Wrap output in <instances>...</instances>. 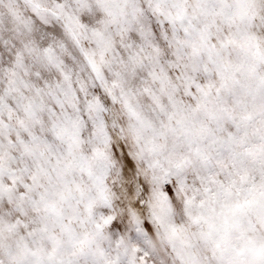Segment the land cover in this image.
Masks as SVG:
<instances>
[{
	"label": "snow or ice",
	"instance_id": "6c2138e0",
	"mask_svg": "<svg viewBox=\"0 0 264 264\" xmlns=\"http://www.w3.org/2000/svg\"><path fill=\"white\" fill-rule=\"evenodd\" d=\"M0 264H264V0H0Z\"/></svg>",
	"mask_w": 264,
	"mask_h": 264
}]
</instances>
